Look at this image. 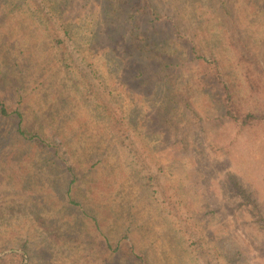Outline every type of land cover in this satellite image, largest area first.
Masks as SVG:
<instances>
[{"label":"rangeland","instance_id":"rangeland-1","mask_svg":"<svg viewBox=\"0 0 264 264\" xmlns=\"http://www.w3.org/2000/svg\"><path fill=\"white\" fill-rule=\"evenodd\" d=\"M53 1L62 58L0 0V99L35 133L0 116V264H264V118L221 101L264 114L257 0Z\"/></svg>","mask_w":264,"mask_h":264},{"label":"trees","instance_id":"trees-1","mask_svg":"<svg viewBox=\"0 0 264 264\" xmlns=\"http://www.w3.org/2000/svg\"><path fill=\"white\" fill-rule=\"evenodd\" d=\"M20 1V6L24 9H27L29 11V8L31 10V14L33 17H35L36 20L39 22H43L46 24L47 28H44L47 32V37L51 40L53 47L56 49V51L59 53V56L62 58L65 54L60 48V44L63 41L62 34H66L67 37L70 38L69 31L70 29L62 27L59 24L56 26L53 25V21L51 20L53 17L54 20H58V8H54L53 0L46 1L45 4L48 7V13L50 16L43 12L42 8H40L38 5L31 6V0H18ZM249 1V0H245ZM257 5L260 6L259 10L260 12H264V0H261L260 3L257 0ZM151 13L154 14V10H151ZM192 52L195 53V56L197 59H201L204 63L210 64V61H208L206 58L195 52L194 48H192ZM211 64L214 66L215 72L218 69V62L216 60H212ZM221 90H222V106L224 111V116L227 117L230 121L236 123L237 125L246 126L249 123L260 120V118H264V114L256 113L248 108L242 107L240 105L239 100L232 94L231 90L228 88V86L225 83H221ZM10 115L14 116L18 120V126H17V132L19 135L24 139H31L35 133L27 132L25 130H22L20 127V113L17 110H9L6 106V104L0 99V116L1 117H9ZM3 259V258H1ZM18 264H24L23 262H18Z\"/></svg>","mask_w":264,"mask_h":264}]
</instances>
